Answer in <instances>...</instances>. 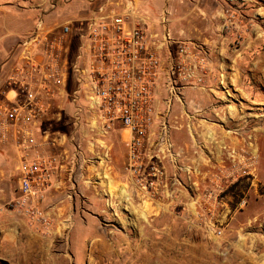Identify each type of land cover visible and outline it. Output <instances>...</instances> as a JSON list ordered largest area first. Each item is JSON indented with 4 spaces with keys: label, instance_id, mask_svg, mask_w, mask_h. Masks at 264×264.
<instances>
[{
    "label": "built area",
    "instance_id": "1",
    "mask_svg": "<svg viewBox=\"0 0 264 264\" xmlns=\"http://www.w3.org/2000/svg\"><path fill=\"white\" fill-rule=\"evenodd\" d=\"M70 1L50 5L56 9ZM87 1L86 11L65 20L48 19L41 12L33 27L20 35L9 58L5 86L0 89V142H10L16 150L19 191L9 210L33 231L50 234L54 219L45 201L55 175L60 171L73 175L103 159L88 157L77 136L95 132L100 138L96 140L104 142L101 138L121 130L128 189L135 200L155 206L166 198L181 209L188 202L195 215L204 211L212 219L238 180L230 171L225 181L217 176L212 188L201 190L196 162L203 144L194 139L197 155L189 156V148L173 137L179 128L177 109L188 118L191 133L197 129L196 121L199 127L205 120L202 109L193 107L194 100L187 101V96L190 90L207 91L210 50L176 32L167 9L154 20L141 13L135 0ZM235 1H227L228 12ZM232 19L227 17L226 23L234 26ZM235 37L236 43L243 40L241 32ZM213 95V100L219 99ZM67 104L72 132L45 128L62 119ZM219 146L232 155L230 141ZM243 169L246 181H253L252 164ZM188 194L191 200L187 196L188 201L181 198L177 203L179 196ZM246 203L243 199L240 207ZM216 233L221 236L224 231Z\"/></svg>",
    "mask_w": 264,
    "mask_h": 264
},
{
    "label": "crops",
    "instance_id": "2",
    "mask_svg": "<svg viewBox=\"0 0 264 264\" xmlns=\"http://www.w3.org/2000/svg\"><path fill=\"white\" fill-rule=\"evenodd\" d=\"M135 1L141 13L154 20L167 9L176 32L207 46L210 72L206 78L212 75L228 92L243 91L245 79L247 95L264 102V0H246L244 26L241 25L240 31L244 39L239 48L234 46L237 31L224 27L223 0ZM52 2L61 0H0L4 5L0 6V89L5 86L3 76L8 72L9 56L20 35L33 27L41 12L49 17L61 7L53 9ZM67 5L75 8L70 12L72 15L57 19L81 15L88 8V1L71 0ZM23 16L30 20V27L13 31V20ZM14 34L16 37L9 41V35ZM237 111L234 107L235 117ZM84 168H78L73 175L60 171L53 178L45 201L54 219L52 234L33 232L16 215H1L4 204H0L1 258L9 255L10 260L22 264H264V219L258 215H248L243 220L230 216L228 220L226 216L231 211L228 205L227 210H215L214 220L227 223L224 234L213 239L205 226L212 221L211 217L204 211L195 215L193 204L188 202L177 213L171 199L165 198L154 206L163 210L160 214L126 219L120 216L119 209L135 195L132 189L125 188L127 181L115 179L118 188L115 195L108 187L96 197L88 192L90 172ZM186 197L179 196L177 203L181 198L182 202L188 201ZM230 225L234 231L226 230ZM239 234L243 240H239Z\"/></svg>",
    "mask_w": 264,
    "mask_h": 264
},
{
    "label": "rangeland",
    "instance_id": "3",
    "mask_svg": "<svg viewBox=\"0 0 264 264\" xmlns=\"http://www.w3.org/2000/svg\"><path fill=\"white\" fill-rule=\"evenodd\" d=\"M227 1L228 0H223L222 12L224 18L235 17V20L232 19V21L236 23L232 27L237 28L238 32H240L242 29L241 25L244 26L243 20L247 2L246 0L235 1V3L232 5L233 8L231 9V12H228L229 9ZM1 5L2 3L0 6ZM3 6L4 5H2V7ZM72 7L73 6L70 7L68 5L61 6L58 8V10H56V12L50 14L48 19L54 20L61 16L65 18V15L67 14L72 15L70 12L75 9H72ZM226 7L227 9H225ZM1 17L2 14L0 13V19ZM59 20L65 19L60 18ZM226 22H224V25ZM30 25V20H28L26 16H23L20 19L13 20V29H11L13 31L26 30L30 27ZM15 34L9 35V41L11 38L14 39V37H16ZM242 43L243 40L239 43L235 42L234 46L239 48ZM11 56L12 55H10L9 58ZM6 75L7 73H5L3 76L5 79ZM209 77L210 78H205V86L207 87V91L203 90L202 92H199L190 90L187 96L188 99L194 100V102H191L193 107L196 109H202L201 116L204 117L203 119L205 120L199 121V127L197 126V121L195 122L197 129L192 130V133H194V135H192L189 128L187 127V123L189 121L188 118L186 116L182 117L181 109H177L174 114L177 115V125L179 128L173 130L174 140L179 145L184 146L185 148L187 146V149L189 148L187 154L189 156L197 155L194 153L195 147H193L194 141L196 139L198 143L201 142L203 144V148H198L200 155L196 162V165L201 171L200 175L197 177L199 180L198 185L200 186L201 190L212 188L214 186V179H216L217 176H220V178L225 181L230 171L234 173H232L233 175L231 178L238 180V182L228 190L226 195H224L223 202H225L226 205L220 206V209L218 208L222 211L227 210V207L231 209V211L226 216L228 220L230 219V216H235L237 219L243 220L248 215L252 214L255 216L258 215V217L264 219V102L260 103L258 100H253L247 95L245 92L246 89L244 88L245 79H243V91L237 89L234 92H228V90L225 89L226 87H223V83L217 84L212 75ZM246 84L250 87L252 86L251 82H246ZM222 89L223 91H226L224 94L223 92H217L221 91ZM254 90L256 91L257 89ZM254 90V94L252 96L255 98L257 95H255ZM212 91L218 94L219 99H212V96H214ZM234 107H236L238 110L236 112V117L232 113ZM70 109L71 107L69 105L67 107V113L62 116V120L66 125V133L69 134L72 132V115L70 113ZM98 138L99 135H96L95 132L90 133L89 136L85 138L79 135L77 136L78 141L82 140L81 148L88 157H103L101 161L97 160L93 163H89L88 166H86L90 172V176L87 178L90 186L88 192L95 194L96 197H99L102 195L104 190L109 187V191L112 193V195H115L118 192L117 185L114 184L115 179L127 181L125 188L129 187L130 185L128 181V172L126 170L127 151L126 145L123 141L122 131L114 130L110 132L106 137L101 138L104 142H98L96 140ZM258 139L259 142H257ZM89 141H92L94 144H89ZM229 141L233 145V149H231V156L228 154L229 149H222L219 146L225 142L229 143ZM233 142L237 144L236 148ZM246 145H248V147L250 146L249 148L252 153H254V155L250 156L244 154L245 152L243 151V148H247ZM50 149L54 150L55 148ZM249 160L250 162H247ZM16 164L17 155L14 145L10 142L1 143L0 204H4V206H2L4 207V210L2 213H0L1 215L7 214V216L16 215L20 218L19 215L9 210L10 206L8 205L9 202L19 195ZM247 164H252V167L255 169V178L253 181H246L244 177L243 168ZM107 181H109L108 185ZM226 184H229L230 186L229 182ZM187 196L190 197V194ZM129 199H127L126 203L119 209L120 216L126 219H145L146 217L158 215L163 211L160 208L151 206L150 203L144 202L143 204H140L141 202L138 199ZM243 199H245L247 203L243 207H240V202ZM192 207L194 208V205ZM176 212L179 213L178 208L176 209ZM188 214L189 213L187 212V217L191 218V216ZM115 217L118 218L117 214ZM215 218H217V216L212 218V223L210 221L209 223L205 224L208 231L212 233V239L218 236L216 233L218 229H225L227 223L215 221ZM188 229L190 232L195 234L196 231H193L192 228ZM226 230L234 231L233 228L231 229V225L228 226ZM52 233L53 230L50 234ZM238 238L239 240H243L240 234ZM57 247H59V245H57ZM66 248L67 245L62 246L63 250ZM0 264H22V262H19L16 259L10 260L9 255H7L6 259L0 257Z\"/></svg>",
    "mask_w": 264,
    "mask_h": 264
},
{
    "label": "trees",
    "instance_id": "4",
    "mask_svg": "<svg viewBox=\"0 0 264 264\" xmlns=\"http://www.w3.org/2000/svg\"><path fill=\"white\" fill-rule=\"evenodd\" d=\"M70 89V87H69ZM45 128H50L53 131H62L66 132V125L64 124L63 120L59 122H54V123H47L44 125Z\"/></svg>",
    "mask_w": 264,
    "mask_h": 264
},
{
    "label": "bare ground",
    "instance_id": "5",
    "mask_svg": "<svg viewBox=\"0 0 264 264\" xmlns=\"http://www.w3.org/2000/svg\"><path fill=\"white\" fill-rule=\"evenodd\" d=\"M225 20H226V18H225ZM225 29L228 31V30H230V31H232V30H234V29H236V31L238 32V29L237 28H233L230 24H225ZM242 37H243V35H242ZM234 38H235V36H234ZM233 144L235 145V148H236V145L237 144H235L234 142H233ZM249 144V143H248ZM247 146V148L246 147H244L243 148V151L245 152L244 154H246V155H250V156H252V155H254V153H252V151L250 150V146L248 147V145H246ZM190 149H192V148H190ZM241 149V148H240ZM191 151V150H190ZM254 157V156H253ZM237 158V157H236ZM252 158V157H251ZM255 160V159H254ZM250 161V160H249Z\"/></svg>",
    "mask_w": 264,
    "mask_h": 264
}]
</instances>
